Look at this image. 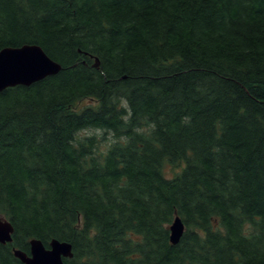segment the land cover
<instances>
[{"label":"trees","instance_id":"1","mask_svg":"<svg viewBox=\"0 0 264 264\" xmlns=\"http://www.w3.org/2000/svg\"><path fill=\"white\" fill-rule=\"evenodd\" d=\"M24 45L62 70L0 92V264H264V0H0Z\"/></svg>","mask_w":264,"mask_h":264},{"label":"water","instance_id":"2","mask_svg":"<svg viewBox=\"0 0 264 264\" xmlns=\"http://www.w3.org/2000/svg\"><path fill=\"white\" fill-rule=\"evenodd\" d=\"M99 66L96 59L95 67ZM62 65L51 59L38 45L5 48L0 51V92L17 86H31L48 77L58 75ZM170 242L179 244L185 233V224L176 216L169 228ZM14 228L11 222L0 215V245L13 242ZM16 264H66L64 259L73 258L72 244L53 240L49 248L38 239L30 241L29 255L15 250Z\"/></svg>","mask_w":264,"mask_h":264},{"label":"rangeland","instance_id":"3","mask_svg":"<svg viewBox=\"0 0 264 264\" xmlns=\"http://www.w3.org/2000/svg\"><path fill=\"white\" fill-rule=\"evenodd\" d=\"M90 102H85L84 103V105H87V104H89ZM95 133H93V132H90L89 133V135H94ZM96 134H97V136L99 137V138H102V136H103V132H101V131H96ZM83 135H86V134H83ZM107 141H110V137L109 136H107ZM107 142H105V143H103L102 144V147L104 148L105 146V144H106ZM181 171V168L180 167H178V168H173V167H171V166H165V168H164V172H165V174L168 176V177H174L176 174H178L179 172Z\"/></svg>","mask_w":264,"mask_h":264}]
</instances>
